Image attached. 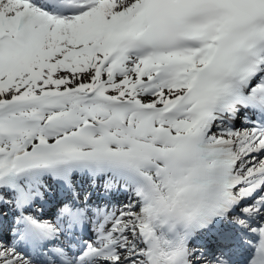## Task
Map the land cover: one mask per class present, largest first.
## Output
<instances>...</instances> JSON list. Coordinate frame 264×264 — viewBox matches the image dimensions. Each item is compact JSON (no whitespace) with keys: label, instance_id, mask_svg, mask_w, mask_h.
I'll use <instances>...</instances> for the list:
<instances>
[{"label":"snow or ice","instance_id":"6c2138e0","mask_svg":"<svg viewBox=\"0 0 264 264\" xmlns=\"http://www.w3.org/2000/svg\"><path fill=\"white\" fill-rule=\"evenodd\" d=\"M0 264H264V0H0Z\"/></svg>","mask_w":264,"mask_h":264}]
</instances>
